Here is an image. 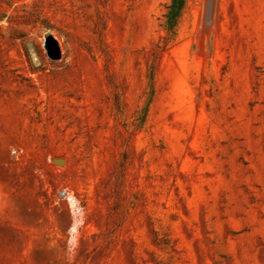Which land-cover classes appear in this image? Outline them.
<instances>
[{"label": "rangeland", "instance_id": "obj_1", "mask_svg": "<svg viewBox=\"0 0 264 264\" xmlns=\"http://www.w3.org/2000/svg\"><path fill=\"white\" fill-rule=\"evenodd\" d=\"M0 264H264V0H0Z\"/></svg>", "mask_w": 264, "mask_h": 264}, {"label": "water", "instance_id": "obj_2", "mask_svg": "<svg viewBox=\"0 0 264 264\" xmlns=\"http://www.w3.org/2000/svg\"><path fill=\"white\" fill-rule=\"evenodd\" d=\"M44 46L50 59L59 60L61 58V51L58 42L52 36L46 38Z\"/></svg>", "mask_w": 264, "mask_h": 264}]
</instances>
